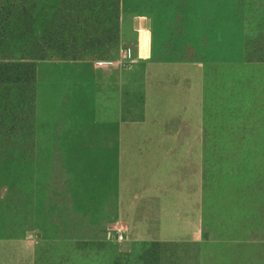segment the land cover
<instances>
[{"label":"rangeland","instance_id":"1","mask_svg":"<svg viewBox=\"0 0 264 264\" xmlns=\"http://www.w3.org/2000/svg\"><path fill=\"white\" fill-rule=\"evenodd\" d=\"M24 1L26 12L13 11L0 33V58L19 65L20 71L34 68L29 82L0 83V264H144L142 255L154 242L161 246L152 264H201L197 241L218 243L225 236L221 230L226 224L224 209L220 210L216 191L219 184H212L210 208L209 196L203 191H199V196L196 190L195 215L182 211L187 203L179 204V214H171L174 183L147 184L151 194L161 196V209L165 211L162 217L155 212L159 204L146 201L140 185L127 184L125 177L116 183L121 178L119 169L115 181H111V176H95V150L88 148H95V134L88 138L74 135L73 129L64 132L63 125L68 126L71 121L48 118L49 105L42 100L50 94L45 80L52 74L51 66L33 56V43L44 39V52L56 56L53 61L61 53L75 51L79 60L84 56L83 60L116 62L138 70L140 63H129L123 57L124 50L130 47H123L126 40L119 42V21L135 17L133 21L139 26L146 18L143 16L159 17L168 22V38H153L151 53L161 47L158 61L189 66L195 72L193 77L185 75L176 82L183 87H196L197 113L203 116L194 122L196 140L207 144H256L262 140L264 127L252 130L254 120L236 119V113H248L254 107L263 112L264 104H236V97L245 101L246 96H264V71L255 68L264 62L259 61L264 59V0ZM144 42L142 36V45ZM62 49L66 50L61 52ZM136 96L129 97L122 112L125 129H135V133L158 123L145 122L144 96ZM163 123L166 131L187 129L186 124L174 119ZM80 124L83 123L75 121V127ZM237 124L240 133L255 131L256 136L237 139ZM220 128L232 130L226 135ZM126 142L140 145L149 141L134 134ZM83 144L87 150L71 148ZM59 145L61 150H57ZM203 155L207 157L201 164L205 181H209L208 177L218 179L222 168H234L243 162L244 179L253 173L264 183V152ZM260 199L261 232L253 230L257 226L252 223V208L245 211L247 243L243 254L249 259L261 250L258 246L264 245V191ZM173 224L184 231L174 233ZM187 224L197 229L195 241H161L184 238ZM120 229L127 231L121 241L117 239ZM28 236L32 245H27ZM171 254L176 259L172 260ZM212 254L219 256L220 249L208 252L209 256Z\"/></svg>","mask_w":264,"mask_h":264},{"label":"crops","instance_id":"2","mask_svg":"<svg viewBox=\"0 0 264 264\" xmlns=\"http://www.w3.org/2000/svg\"><path fill=\"white\" fill-rule=\"evenodd\" d=\"M143 17L146 18L141 21L139 26H137L136 20L133 21L135 17L120 19L118 24L119 42L128 41L125 46L123 44V47H130L133 50V58L125 61L132 64L140 63L138 70H131L128 64L126 66L116 62L97 63L83 60L84 56L79 60L80 56L75 51L69 52L70 54L67 55L65 53L58 55L59 57L74 55L75 59L73 60L59 58L53 61V57L56 56L44 52L45 49L42 51L46 55L44 58L39 59L36 56L37 61L47 62L48 66H51L52 74L45 80V88L49 87L50 94L45 100H42L43 103L49 105L47 107V110L50 111L48 118L51 121L53 119L71 121L68 126L63 125L64 132L73 129L71 132L74 135L88 138L95 134V148L88 147L89 150H95V176L106 178L111 176V181H115L116 169H119L118 177L121 178L116 183H121L122 178L125 177L127 184L140 185L146 201H155L159 204L155 212L162 217L165 215V211L161 209V196L151 194L152 189L147 184L167 181L176 185L175 188H171L172 199L175 200V204H171L173 207L171 214L174 215L180 213L177 210L179 204L182 203H187L182 211L188 212V215H195L196 190H198L199 196V191H203L205 196H209L207 207L210 208L212 206L210 198L214 190L212 184H219L216 191L220 196V210L224 209L222 215L226 224L221 227V230L225 236L218 243H215L214 240L197 241L200 246L201 264H243L248 261L251 264H264V245L258 246L260 243H257V248H261V250H257L251 259L243 254V248L247 243L244 240L246 209L252 208V223L257 226L253 230L261 232L258 209L261 205L260 195L264 191V183L253 173L251 177L246 176L249 179H244L243 162L236 163L237 167L234 168H222V174L218 179L208 177L209 181H205V171L201 168L203 158H207L203 155L205 152H264V133L261 134L262 140L256 144L239 142L207 144L201 143V140L197 141L194 122L202 119L203 116L202 113H197L196 87L195 85L183 87L179 82H176L185 75L193 77L195 72L189 66L164 64L158 61L157 57L161 55L162 49L156 47L152 54L151 42L153 38L156 40L168 38L165 31V25L168 22H162L159 17L155 19L148 15ZM116 25L115 22L114 26ZM142 36L145 39L144 45H142ZM66 46L68 45L66 44ZM255 68L264 71V62L262 61V64ZM56 94L58 96L53 99L52 97ZM136 95L144 96L145 122L151 123L157 120L158 123L156 127L135 133V129H125L122 112L123 105L127 106L129 97ZM244 98L247 99L244 101L242 97H236V104L251 103L252 107L255 104H264V96H252L250 99L249 96H246ZM225 101L229 102L227 97ZM253 113H256L254 117ZM236 117V119L241 117V120L253 119L252 130L264 127V111L260 112L259 108L256 111L254 107L248 113L237 112ZM173 119L181 124H186L185 128L187 129L178 127V129L168 131L164 129V131L162 129L164 127L163 120ZM75 121L77 124H83L75 127ZM72 124H74V128H71ZM239 126V124L235 125L234 129L237 139L240 136H256L255 131L240 133ZM220 129L226 135L232 130ZM134 134L142 135V139H147L149 142L140 145L128 144L127 137ZM79 147L85 148L84 144L73 145L71 148L77 150ZM57 148V150H61L60 145ZM238 164H242L241 167ZM111 181L107 179L108 183ZM154 197L157 198L154 199ZM184 227L187 228V232L182 234L184 238H164L161 241H195L197 236L195 226L193 225V229L190 224ZM124 230L126 234L127 231ZM172 231L177 233L184 230L178 229L173 224ZM262 231L264 232V228ZM28 240L27 245H32L30 236H28ZM218 249H220L219 256L208 255V252Z\"/></svg>","mask_w":264,"mask_h":264},{"label":"trees","instance_id":"3","mask_svg":"<svg viewBox=\"0 0 264 264\" xmlns=\"http://www.w3.org/2000/svg\"><path fill=\"white\" fill-rule=\"evenodd\" d=\"M15 1L16 0H0V33L4 29L5 23H7L10 17L12 16L13 11L15 12L18 9L19 11H22L24 13L26 12L25 11L26 6L24 5L25 1L22 0V3H18V5H16ZM0 40L2 41V38H0ZM43 41L39 42V41H36L35 39V42H34L33 40L34 42L33 46L35 49H33L34 51L32 53L38 56L39 59L44 58L46 56L42 52L44 49L43 48L44 45L41 43ZM61 45H63V43H61ZM37 48L39 50H36ZM250 57L252 56L250 55ZM60 58H71L73 60L75 59V56L72 55V56L66 57L65 55H61ZM262 60L264 59H261L259 61H262ZM13 64L14 63L10 62L9 59L0 58V83L10 82V81L15 82L19 80L23 82L31 81V79L33 78V67L31 68V66H29L20 71V69H18L19 65H13ZM159 246L161 245L158 244V242H154L148 249L145 250V253L142 255V258H143L142 260L144 264L154 263V260L157 258L156 250L160 249ZM171 258L172 260H174L176 259V256H172L171 254ZM195 264H198L197 261Z\"/></svg>","mask_w":264,"mask_h":264},{"label":"built area","instance_id":"4","mask_svg":"<svg viewBox=\"0 0 264 264\" xmlns=\"http://www.w3.org/2000/svg\"><path fill=\"white\" fill-rule=\"evenodd\" d=\"M123 57L124 58H133V50L131 48H127L126 50H124V53H123ZM117 239L119 241L123 240L124 238V235H125V230L124 229H120L117 233Z\"/></svg>","mask_w":264,"mask_h":264}]
</instances>
